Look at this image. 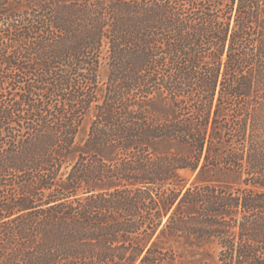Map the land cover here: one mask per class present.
<instances>
[{"label": "trees", "instance_id": "obj_1", "mask_svg": "<svg viewBox=\"0 0 264 264\" xmlns=\"http://www.w3.org/2000/svg\"><path fill=\"white\" fill-rule=\"evenodd\" d=\"M202 240L264 264V0H0V264Z\"/></svg>", "mask_w": 264, "mask_h": 264}, {"label": "rangeland", "instance_id": "obj_2", "mask_svg": "<svg viewBox=\"0 0 264 264\" xmlns=\"http://www.w3.org/2000/svg\"><path fill=\"white\" fill-rule=\"evenodd\" d=\"M108 74V66L103 65L99 71V78L102 81L106 80ZM90 120L83 121L77 135V145H81L87 137L89 131ZM156 149L159 151H181L182 149L169 142H159L156 144ZM182 175L190 179H193V175L188 170H182ZM178 256L175 261H165L163 264H220L217 259L216 250L214 244L209 241L202 240L194 244L188 243H175L173 245Z\"/></svg>", "mask_w": 264, "mask_h": 264}]
</instances>
